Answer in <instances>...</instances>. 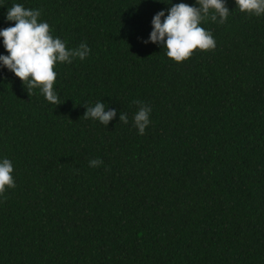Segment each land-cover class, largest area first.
I'll return each mask as SVG.
<instances>
[{"label":"trees","instance_id":"1","mask_svg":"<svg viewBox=\"0 0 264 264\" xmlns=\"http://www.w3.org/2000/svg\"><path fill=\"white\" fill-rule=\"evenodd\" d=\"M15 3L91 54L54 68L58 105L0 67V264H264V16L225 0L216 48L176 63L143 42L170 0H0V29ZM98 101L108 127L84 118Z\"/></svg>","mask_w":264,"mask_h":264},{"label":"clouds","instance_id":"2","mask_svg":"<svg viewBox=\"0 0 264 264\" xmlns=\"http://www.w3.org/2000/svg\"><path fill=\"white\" fill-rule=\"evenodd\" d=\"M241 13L264 16V0H235ZM166 11L158 12L152 19V31L145 45L155 44L166 49V56L176 62L189 60L194 53L216 48L213 34L202 24L210 20L221 25L227 23L232 11L225 0H195V5L173 3ZM41 11L29 9L23 4H13L6 13V21L13 26L0 29V39L8 53L0 55V67L18 77L30 94L38 89L44 99L58 105L60 97L54 85L58 64H71L74 59L85 60L91 54L88 44L81 43L78 48L70 49L59 37H54L50 25L42 22ZM138 110L133 115V126L143 136L151 124L152 108L142 101H134ZM85 119L98 121L105 127L117 118V111L106 108L103 102L94 106H85ZM121 123H129L126 113H119ZM103 164L100 159L89 161V166L96 168ZM14 165L8 158L0 157V196L15 188Z\"/></svg>","mask_w":264,"mask_h":264}]
</instances>
